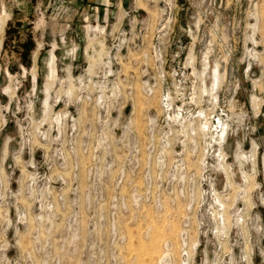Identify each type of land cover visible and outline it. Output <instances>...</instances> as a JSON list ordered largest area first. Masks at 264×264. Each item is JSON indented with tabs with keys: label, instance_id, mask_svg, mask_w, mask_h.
<instances>
[{
	"label": "rangeland",
	"instance_id": "1",
	"mask_svg": "<svg viewBox=\"0 0 264 264\" xmlns=\"http://www.w3.org/2000/svg\"><path fill=\"white\" fill-rule=\"evenodd\" d=\"M0 264H264V0H0Z\"/></svg>",
	"mask_w": 264,
	"mask_h": 264
}]
</instances>
